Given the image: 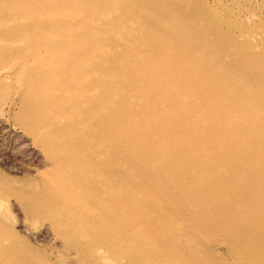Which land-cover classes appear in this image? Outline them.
Returning a JSON list of instances; mask_svg holds the SVG:
<instances>
[{
    "label": "bare ground",
    "instance_id": "6f19581e",
    "mask_svg": "<svg viewBox=\"0 0 264 264\" xmlns=\"http://www.w3.org/2000/svg\"><path fill=\"white\" fill-rule=\"evenodd\" d=\"M0 116V264H264L261 3L0 0Z\"/></svg>",
    "mask_w": 264,
    "mask_h": 264
},
{
    "label": "rangeland",
    "instance_id": "374dc122",
    "mask_svg": "<svg viewBox=\"0 0 264 264\" xmlns=\"http://www.w3.org/2000/svg\"><path fill=\"white\" fill-rule=\"evenodd\" d=\"M252 1L255 3H261L264 8V3H262L264 2L263 0ZM24 136L25 135L18 128L13 126V123L10 120L0 116V167L3 166L2 168L6 170L8 169L11 172H13L12 170H17L16 174H22L24 170V172L29 170V166L31 167L39 163V161L37 163V160L39 159L37 151L31 146V143L28 142L29 140L27 137ZM13 215H15L14 226L17 231L19 230L18 232L26 236L33 244L53 245L54 243L55 245V242L52 241L53 239L49 236V232L46 228L39 227L31 230L24 225V223L22 224L18 219V215L14 213V211Z\"/></svg>",
    "mask_w": 264,
    "mask_h": 264
}]
</instances>
